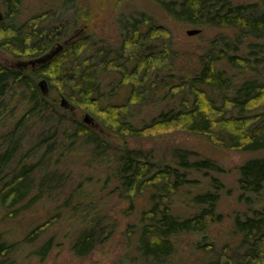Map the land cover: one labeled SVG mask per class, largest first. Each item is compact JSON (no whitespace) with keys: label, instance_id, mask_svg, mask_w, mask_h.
<instances>
[{"label":"trees","instance_id":"1","mask_svg":"<svg viewBox=\"0 0 264 264\" xmlns=\"http://www.w3.org/2000/svg\"><path fill=\"white\" fill-rule=\"evenodd\" d=\"M159 2L178 19L236 31L233 37L216 41L200 56L197 70L179 77L177 85L169 82L174 79L166 81L163 76L166 67L173 65L174 53L167 37L170 32L147 18L125 21L120 51L111 59L95 62L93 56L87 57L92 43L82 37L69 41L61 53L34 67L11 66L0 60V264H17L15 255L23 245L35 246L31 255L44 263L61 244L57 234L48 232L67 218L71 229L66 238L76 257H88L113 237L118 220L96 205V186L92 182L83 185V181L45 220L30 226L22 240L10 241L11 228L2 230L3 222L18 220L42 201L63 193L72 178V170L64 166L81 148L92 160L113 164L112 173L107 176V182L114 183L109 195L128 201L127 215L139 212L140 220L127 228L129 239L135 241L140 254L137 264H175L171 260L178 253V239L187 234L199 236L194 243L192 264H264V207L251 214H235L234 233L239 236L236 248L229 243L220 246L210 237V228L224 218L218 205L226 185L219 178H211V189L184 200L187 209L192 210L189 214L175 212L176 195L185 186L200 183L192 177L194 173L223 172L217 162L211 158L192 159V151L177 148L173 152L175 164L165 163L151 150L133 148L126 142L127 138L183 131L206 136L215 145L230 150L255 153L238 167L240 198L249 201L252 196L263 194L264 79L256 75L235 83L230 70L247 69L264 61L260 58L264 52V9L258 4L233 0ZM21 4L22 0H3L0 49L35 59L48 52L60 33L42 28L41 16L22 24L9 23L19 16ZM247 40L252 42H248L246 54L242 46ZM100 64L118 76L119 88H129L123 103L104 104ZM41 78L56 88L58 98H66L74 108L91 113L108 132L124 141L115 145L99 130L51 101L38 86ZM159 84L169 88L180 101L150 120L129 119L128 113L144 102L146 93L158 96ZM19 89L24 90V110L12 128L4 131L12 114L15 91ZM54 118L58 120L52 126ZM31 123L34 127L37 123L50 126L34 138Z\"/></svg>","mask_w":264,"mask_h":264},{"label":"rangeland","instance_id":"2","mask_svg":"<svg viewBox=\"0 0 264 264\" xmlns=\"http://www.w3.org/2000/svg\"><path fill=\"white\" fill-rule=\"evenodd\" d=\"M233 1L235 3L258 4L260 9H264V0ZM0 11H4L3 0H0ZM36 16H41L42 21L40 25L42 28H52L54 32L60 33L59 39L52 44L47 53L52 49L58 48L60 44L65 46L73 39L75 41L86 37L92 45L88 48L85 55L87 57L93 56L95 62L104 58L111 59L116 57V52L120 51L123 27L126 20L132 18L144 20L147 18L153 24L162 26L170 32V36L167 37L171 39L170 47L174 53L173 65L168 68L166 67L163 76L166 77V81L174 79L169 81L173 83L172 85L179 83V77H186L196 71L199 67L200 56L204 55L214 46L213 44L216 41L222 37H233L236 33L233 29L210 25H195L188 21L178 19L159 0H22L19 16L9 23L22 24ZM196 29L200 30V32L195 35L188 34L189 30ZM158 42L161 45L162 42L160 40ZM248 42L250 43L252 40H247V43L242 46V52L246 54L249 53ZM63 50L64 47L57 54ZM260 58L264 59V52L260 53ZM0 60L11 66H21L19 63L32 59L15 56L7 50L0 49ZM28 67L33 66L29 65ZM172 67L173 69H171ZM99 68V79L102 93L104 94L103 100H105L104 104L123 103L129 95V88H119L117 86V83H119L118 76L112 70L106 68L105 64H100ZM167 72L170 74H167ZM230 73L235 83H241L243 80L256 75L264 79V61L260 64H253L247 69H231ZM42 80L45 79L41 78L37 81L40 89L39 83ZM159 85L158 96H155L154 93H146L144 102L135 105L128 113L127 116L129 119L135 122L150 120L160 111L180 101L177 95L175 97L172 95L169 88L165 89L164 87L162 88L161 84ZM148 88L150 91L154 89L150 83L148 84ZM46 90L47 93L45 95L51 101H56L55 103L61 107L62 99L57 97L56 88H53L48 81ZM15 93L12 114L5 122L4 131L12 128L16 117L20 116L24 110V90L19 89ZM61 108L63 109L65 107L62 106ZM67 109L68 112L73 113L80 120H84L86 115H90L93 121L86 123L99 130L103 136L112 143L114 142L115 145L121 144L124 141L108 132L102 126V123L91 113L79 108ZM10 110L7 114H10ZM68 115L72 118L71 114L68 113ZM57 120L58 118L52 119L50 124H56ZM50 124L44 126L43 124L40 125V123H37L34 127V123H31V135L36 138L38 132L44 127L48 128ZM67 125H70V123ZM126 142L133 148L151 150L159 161L165 163L175 164L173 152L177 148L192 151V159L211 158L217 162L222 167L223 172H208L207 174L203 172L194 173L192 177L199 179L200 183L185 186L181 193L176 195L174 208L177 214L182 216L189 214L192 210L187 209V204L184 200L193 193L203 191L207 188L211 189V178H219L226 185V189L221 193V200L218 205V209L224 218L222 222L210 228V237L220 246L225 243L232 245V248L238 246L239 236L234 233L233 224L235 214L238 212L251 214L254 209L264 207V193L258 196H252L249 201L243 200L240 198V190L237 182L239 165L250 157L255 156V153L230 150L215 145L206 136L183 131L164 133L163 135L140 139L127 138ZM112 165V163H102L101 160H92L90 154L84 148L75 151V154L66 161L65 166L62 164V167L64 166L66 170H72V178L68 182V188L66 186L63 193L54 195L50 200L46 199L42 201L37 207L24 214L18 220H7L3 222L2 230L11 228V232L8 234L10 241L22 240V235L27 232L30 226L45 220L49 212L66 198L74 188L77 189L79 183L83 181V185L92 182L96 186L97 192L94 200L97 203L96 205L105 213H108L111 217H115L118 220L117 229L113 237L103 246L94 250L88 257H76L70 250V239L66 238V234L71 229V221L67 218L48 232L49 234H57V239H59L61 244L53 249L44 263H40L36 257L31 255L35 246L23 245L15 255L17 264H116L119 262L137 264L140 262L137 260V257L140 256L137 245L133 239H129L127 232L130 223L140 220L139 212L137 211L131 216L127 215L125 211L129 207L128 201L117 195H109L110 187L114 184H111V181L109 183L107 182V176L112 173ZM198 240L199 236L197 234H187L180 237L178 239V253L171 261L175 262V264L179 262L192 264L193 261L191 260L194 258L192 251L194 243Z\"/></svg>","mask_w":264,"mask_h":264},{"label":"water","instance_id":"3","mask_svg":"<svg viewBox=\"0 0 264 264\" xmlns=\"http://www.w3.org/2000/svg\"><path fill=\"white\" fill-rule=\"evenodd\" d=\"M4 13L2 11H0V22L4 20ZM200 30H189L188 31V34L189 35H195L197 33H199ZM63 45L60 44L58 46V48L56 49H52L49 53H46L45 55L41 56V57H38V58H35V59H32L30 61H27V62H21L19 63L20 65L22 66H26L28 67L29 65H32L33 67L36 66V65H39V64H42V63H46L47 61L51 60L53 57H55V55L57 54V52H59V50L63 49ZM40 87H41V90L44 94L47 93V81L46 80H42L40 81L39 83ZM62 106L65 107V108H71L73 109V105H71V103L66 99V98H62ZM84 121L87 122V123H91L93 121V118L90 116V115H86L85 118H84Z\"/></svg>","mask_w":264,"mask_h":264}]
</instances>
